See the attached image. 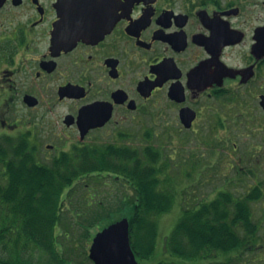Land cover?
<instances>
[{
	"label": "flooded vegetation",
	"instance_id": "flooded-vegetation-1",
	"mask_svg": "<svg viewBox=\"0 0 264 264\" xmlns=\"http://www.w3.org/2000/svg\"><path fill=\"white\" fill-rule=\"evenodd\" d=\"M161 133L217 136L234 259L264 264V0H0V136L53 167Z\"/></svg>",
	"mask_w": 264,
	"mask_h": 264
},
{
	"label": "trees",
	"instance_id": "trees-1",
	"mask_svg": "<svg viewBox=\"0 0 264 264\" xmlns=\"http://www.w3.org/2000/svg\"><path fill=\"white\" fill-rule=\"evenodd\" d=\"M27 148L24 138L5 136L0 142V264H39L26 257L30 250L43 253L48 259L45 264H62L61 245L55 232L62 220L58 211L77 210L78 200H83L87 208L93 204L101 207L104 198L100 196L104 192L99 191L95 198L92 181L102 175L112 176V183L127 180L132 194L122 200V210L126 212L123 216L106 218L97 214L94 219L85 220L88 226L104 228L127 218L136 259L146 260L153 255L157 237L154 217L167 213L174 202L172 192L160 186L156 167L159 153L146 149L142 165L137 150L112 144L84 152L75 160L64 157L58 166L47 167L39 165ZM223 196L219 194L197 208L182 209L177 224L164 241L169 256L183 262L203 261L210 256L208 252L229 254L241 247L238 233L230 230L228 223H222ZM77 217L79 214L74 216Z\"/></svg>",
	"mask_w": 264,
	"mask_h": 264
},
{
	"label": "rangeland",
	"instance_id": "rangeland-1",
	"mask_svg": "<svg viewBox=\"0 0 264 264\" xmlns=\"http://www.w3.org/2000/svg\"><path fill=\"white\" fill-rule=\"evenodd\" d=\"M4 137L5 135L0 136L1 143ZM98 142L101 146L112 144L116 146H128L124 142L113 141L110 138L104 140L100 135L98 136ZM129 144V148L137 150L138 152H144L147 149L160 154V159L156 166L159 169L160 186L162 189L168 190L170 193L172 192L174 197L171 209L167 213L154 217L157 230L154 253L149 259H139V264H159L161 262H173L176 264H218L219 262L221 264L251 263L250 258L253 256L251 251H247L245 255L240 257L239 261L234 259L237 249L229 254L208 252L210 256L203 261L183 262L177 257L169 256L164 249V241L177 224L183 208H194L199 203L210 202L214 197L219 196L218 192L221 191L222 187L220 179L221 158L225 154L220 151L221 147H219L216 135L185 136L177 133H161L157 137L149 139L145 137V140L142 137L139 140L132 138ZM226 155L230 156L229 154ZM36 157L38 158V156ZM95 181L100 182L97 180L92 181V188L102 186L99 191L104 192L100 196L104 198L102 199L103 203L101 207L93 204L91 208H87L83 200H78L76 205L77 210L75 211L79 213L71 209L73 215L69 216V213L61 215L62 220L57 227L56 234L57 242L61 245L62 264H92L88 259V248L92 237L103 226L99 225L90 228L85 221L86 219L90 221L97 214L108 218L109 216H123L122 214L126 213L122 210V200L132 194L129 184L126 183L124 188L121 184L112 183V180L108 179L109 187H105L103 182L97 185ZM83 182L87 183L88 180ZM235 189H237V186L233 185L227 189V192L234 196ZM242 192V189H240L238 193L240 194ZM100 200H97V202L99 203ZM258 210L257 214L260 216ZM77 214H79V217L74 218ZM74 222L76 223L74 224ZM80 223H83L84 226L80 225ZM258 236L263 240L264 224ZM29 252L26 257L33 263H48V259L43 253L36 250H30ZM214 256L216 258H213ZM214 260H216L215 263Z\"/></svg>",
	"mask_w": 264,
	"mask_h": 264
},
{
	"label": "water",
	"instance_id": "water-1",
	"mask_svg": "<svg viewBox=\"0 0 264 264\" xmlns=\"http://www.w3.org/2000/svg\"><path fill=\"white\" fill-rule=\"evenodd\" d=\"M58 37L61 38L63 25L55 26ZM77 41L76 37L71 43ZM108 119L104 118L93 127L103 126ZM130 224L127 218H122L99 231L93 238L89 249V260L93 264H139L130 245Z\"/></svg>",
	"mask_w": 264,
	"mask_h": 264
}]
</instances>
